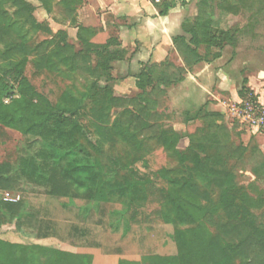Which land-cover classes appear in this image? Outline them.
<instances>
[{
  "label": "trees",
  "instance_id": "trees-1",
  "mask_svg": "<svg viewBox=\"0 0 264 264\" xmlns=\"http://www.w3.org/2000/svg\"><path fill=\"white\" fill-rule=\"evenodd\" d=\"M37 1L49 9L51 0ZM62 3L72 15L79 1L62 0ZM12 5L16 10L11 18L0 9V45L4 49L1 53L3 60L16 66L13 79L17 98L12 94L14 85L8 82L0 84V133L10 129L20 132L23 137L32 135L40 140L41 146L33 151L38 140H27L24 147L16 149L9 156V160L0 162V191L14 192L26 181L44 188L47 195L58 199H105L104 184L94 168L95 164L80 152H63L61 147V140L68 139L72 130L78 128L75 115H79L85 101L96 99L94 101L98 107L92 110V127L98 140L107 141L109 129L112 128L128 135L130 140L137 136L156 139L165 150L179 159L178 169L161 173L166 187L160 190L165 204L170 206L173 213L171 221L175 225L177 252L171 256L149 257L145 259V264H264V228L259 226L255 217L256 211L264 209V190L258 189L255 182L246 188L238 186L233 172L228 169L231 159L247 162L256 180L264 181V154L257 147L229 148L227 130L218 124L220 115L202 109L198 110V115L204 128L188 137L193 150L180 151L181 137L158 125L156 108L165 94L162 87L179 82L185 70L169 63L146 66L136 82L139 90L148 89L146 97L118 98L110 87L98 86L102 76L106 81H111L112 63L123 57L124 51L117 40L110 38L104 44H92L86 37L88 30L80 27L77 40L81 49L75 51L68 43L66 33L59 31L56 35L60 41L48 43L52 46L49 55L46 48H36L35 54L40 56V63L50 67L62 64L68 72L82 70L93 80L89 83L88 92H84L80 98L67 96L66 100L70 99L75 104L72 108L62 103L52 105L48 99L38 95L23 77L22 69L31 53L26 45L24 26L30 25L33 31L41 30L48 34L50 30L35 21L33 8L23 0H12ZM207 6L205 1L199 3L187 43L181 38L173 41L187 68L200 61L195 50L197 47L222 51L228 44V33L214 26L206 13ZM159 15H164V11H159ZM91 57L96 60L95 67L91 66ZM248 93L243 89L241 95L244 98ZM3 98H9L10 103L4 105ZM112 109L120 110V118L110 119ZM12 156L14 158L10 161ZM19 211V203L0 201V215L5 212L14 218ZM211 229L216 234L213 235ZM235 259H239V262H235ZM0 264L90 262L85 255L0 239ZM119 264L141 263L120 261Z\"/></svg>",
  "mask_w": 264,
  "mask_h": 264
},
{
  "label": "rangeland",
  "instance_id": "rangeland-1",
  "mask_svg": "<svg viewBox=\"0 0 264 264\" xmlns=\"http://www.w3.org/2000/svg\"><path fill=\"white\" fill-rule=\"evenodd\" d=\"M23 1L33 8L35 21L50 30L48 34L41 30L33 31L30 25L24 26L26 45L31 53L23 65V77L38 95L48 99L52 105L62 103L72 108L75 104L70 99L66 100L67 96L73 95L78 99L85 94L93 80L91 76L82 70L68 72L62 64L58 67L41 64L40 56L35 54L36 48L42 46L49 55L52 46L48 43L60 41L56 33H67L64 29L71 25L70 10L65 8L62 0H51L49 9L37 0ZM202 1L207 2L206 13L214 26L228 33V44L222 49L226 60L229 59L228 63L234 62L236 69L242 72L264 71V0H159V3H153L158 13L164 11V15L160 16L172 14V18L177 20L180 34L174 39L188 41ZM0 9L10 18L16 10L12 0H0ZM71 41L75 51L81 48L73 39ZM3 50L0 45V84L8 82L14 85L12 94L17 98L14 82L16 66L3 60ZM196 50L212 54L215 49L200 46ZM90 59L91 66L95 67L96 60ZM139 71L143 69L133 74L136 79ZM125 74L117 67L113 68L111 81H106L102 76L98 86L110 87L118 98H135L139 95L145 98L148 89L141 91L135 85L133 89L119 84L120 80L126 78ZM164 92L156 108L158 125L181 137L180 151L193 150L188 137L204 128L198 108L183 109L175 104L173 109L171 94L167 89ZM94 100L85 101L79 115H75L78 128L72 130L68 139L61 140V147L63 152H80L95 164L94 168L104 184L105 199H58L47 195L44 188L23 181L17 190L11 192L19 197V213L14 218L5 212L0 215V239L85 255L89 257L90 264H119L120 261L145 264V259L152 256L175 255L173 213L170 206L165 204L160 190L166 187L161 173L178 169L179 159L165 150L156 139L137 136L130 140L128 135L112 128L109 129L107 141L98 140L92 127V110L98 107ZM2 103L8 105L9 98H3ZM115 117L120 118V110L112 109L110 119L113 121ZM219 122L227 130L229 148L245 146L247 149H264V136L236 122H229L224 116ZM27 140L36 142L38 138L32 135L23 137L20 132L10 129L0 133V162L9 160V156L16 149L24 147ZM40 146L38 140L33 151ZM228 169L233 172L238 186L246 188L255 182L258 189L264 190V181L256 180L247 162L231 159ZM213 198L216 199V196L213 195ZM255 217L259 226L264 228V209L256 211ZM211 233L214 235L216 231L211 229ZM235 262H239V259H235Z\"/></svg>",
  "mask_w": 264,
  "mask_h": 264
},
{
  "label": "crops",
  "instance_id": "crops-1",
  "mask_svg": "<svg viewBox=\"0 0 264 264\" xmlns=\"http://www.w3.org/2000/svg\"><path fill=\"white\" fill-rule=\"evenodd\" d=\"M78 1L69 22L71 25L64 29L68 33V43L73 39L81 47L77 40L80 27L88 30L86 37L92 44L116 39L124 54L121 60L112 63V69L117 67L126 73V78L119 81L123 87L134 89L137 79L133 74L138 70L169 63L185 70L179 82L162 87L171 94L173 109L175 104L183 109L197 107L221 118L224 116L230 122L229 107L243 99V89L264 102V71L237 70L234 62L228 63L223 51L215 49L212 54H203L195 49L200 61L185 67L173 42L180 34L177 20L172 14L160 16L152 1ZM260 151L264 154V149Z\"/></svg>",
  "mask_w": 264,
  "mask_h": 264
},
{
  "label": "built area",
  "instance_id": "built-area-1",
  "mask_svg": "<svg viewBox=\"0 0 264 264\" xmlns=\"http://www.w3.org/2000/svg\"><path fill=\"white\" fill-rule=\"evenodd\" d=\"M159 3V0H151ZM232 122L250 129L255 134L264 136V102L248 93L242 100L229 107ZM0 201L18 203L19 197L11 192L0 191Z\"/></svg>",
  "mask_w": 264,
  "mask_h": 264
}]
</instances>
